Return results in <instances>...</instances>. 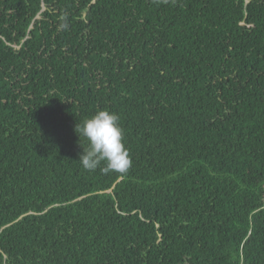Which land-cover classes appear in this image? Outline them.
<instances>
[{"label": "trees", "instance_id": "trees-1", "mask_svg": "<svg viewBox=\"0 0 264 264\" xmlns=\"http://www.w3.org/2000/svg\"><path fill=\"white\" fill-rule=\"evenodd\" d=\"M0 264H264V0H0Z\"/></svg>", "mask_w": 264, "mask_h": 264}, {"label": "clouds", "instance_id": "clouds-1", "mask_svg": "<svg viewBox=\"0 0 264 264\" xmlns=\"http://www.w3.org/2000/svg\"><path fill=\"white\" fill-rule=\"evenodd\" d=\"M119 120L116 113L102 109L77 124L75 131L79 138L83 137L88 142L87 150L83 149L78 160L85 170L95 171L99 167L104 174L128 172L132 161ZM102 163L104 166L100 167Z\"/></svg>", "mask_w": 264, "mask_h": 264}]
</instances>
